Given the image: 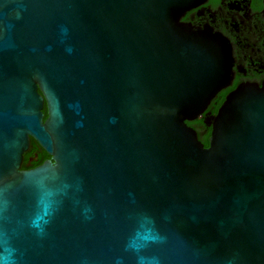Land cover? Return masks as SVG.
I'll list each match as a JSON object with an SVG mask.
<instances>
[{
  "label": "water",
  "instance_id": "1",
  "mask_svg": "<svg viewBox=\"0 0 264 264\" xmlns=\"http://www.w3.org/2000/svg\"><path fill=\"white\" fill-rule=\"evenodd\" d=\"M203 1L0 0V264H264V84L206 112L231 50L181 22Z\"/></svg>",
  "mask_w": 264,
  "mask_h": 264
},
{
  "label": "flooded vegetation",
  "instance_id": "2",
  "mask_svg": "<svg viewBox=\"0 0 264 264\" xmlns=\"http://www.w3.org/2000/svg\"><path fill=\"white\" fill-rule=\"evenodd\" d=\"M181 22L194 29L219 34L230 46L231 79L211 104L217 99L224 101L226 95L241 84H264V0H204L187 11ZM43 113L46 117L45 107ZM44 154L31 139L29 150L23 155L21 169L30 170L41 165L49 159L45 158L39 163Z\"/></svg>",
  "mask_w": 264,
  "mask_h": 264
},
{
  "label": "trees",
  "instance_id": "3",
  "mask_svg": "<svg viewBox=\"0 0 264 264\" xmlns=\"http://www.w3.org/2000/svg\"><path fill=\"white\" fill-rule=\"evenodd\" d=\"M223 99H217L214 103H212L208 110L206 112H210L212 115H215L221 102ZM190 127L194 128L195 131L198 134V139L200 142L203 143L205 147L208 146V134L210 133L211 129L206 126V124L203 121V118H200L199 120H195L193 122L187 123ZM207 132L206 134H203ZM33 144L37 147V143L33 140ZM49 156L47 154H44V156L39 160V163L42 162L43 159L48 158Z\"/></svg>",
  "mask_w": 264,
  "mask_h": 264
},
{
  "label": "clouds",
  "instance_id": "4",
  "mask_svg": "<svg viewBox=\"0 0 264 264\" xmlns=\"http://www.w3.org/2000/svg\"><path fill=\"white\" fill-rule=\"evenodd\" d=\"M143 239L145 240V242H156L159 237L158 235H152V234H148V235H145L143 237ZM133 250L135 251H139V247H136V246H133ZM139 264H144V258L143 257H139Z\"/></svg>",
  "mask_w": 264,
  "mask_h": 264
}]
</instances>
